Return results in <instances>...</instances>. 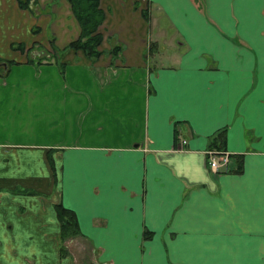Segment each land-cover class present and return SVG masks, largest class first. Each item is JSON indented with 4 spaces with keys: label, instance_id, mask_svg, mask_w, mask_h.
<instances>
[{
    "label": "crops",
    "instance_id": "0c3cea01",
    "mask_svg": "<svg viewBox=\"0 0 264 264\" xmlns=\"http://www.w3.org/2000/svg\"><path fill=\"white\" fill-rule=\"evenodd\" d=\"M98 7L0 0V264H264V0Z\"/></svg>",
    "mask_w": 264,
    "mask_h": 264
},
{
    "label": "trees",
    "instance_id": "16d2710c",
    "mask_svg": "<svg viewBox=\"0 0 264 264\" xmlns=\"http://www.w3.org/2000/svg\"><path fill=\"white\" fill-rule=\"evenodd\" d=\"M74 16L76 17L80 32L76 40L70 43L75 48H80L85 53L96 55L101 40V35L96 31L97 25L102 20L101 10L98 7V0H69ZM55 210L62 226L60 238L64 239L78 233L75 214L72 209L62 205L55 204Z\"/></svg>",
    "mask_w": 264,
    "mask_h": 264
},
{
    "label": "built area",
    "instance_id": "2783aa9c",
    "mask_svg": "<svg viewBox=\"0 0 264 264\" xmlns=\"http://www.w3.org/2000/svg\"><path fill=\"white\" fill-rule=\"evenodd\" d=\"M209 157V164L213 170H217L220 167H225L226 163L229 161V154L227 151H211Z\"/></svg>",
    "mask_w": 264,
    "mask_h": 264
},
{
    "label": "rangeland",
    "instance_id": "374dc122",
    "mask_svg": "<svg viewBox=\"0 0 264 264\" xmlns=\"http://www.w3.org/2000/svg\"><path fill=\"white\" fill-rule=\"evenodd\" d=\"M16 45H17V43H13V47H15ZM12 50H13V49H10V52H13ZM32 65H34V66H32ZM35 66H36V64H31V63H29V64L27 65V67H31V68H33V67H35ZM44 93L47 94L48 91L45 90Z\"/></svg>",
    "mask_w": 264,
    "mask_h": 264
}]
</instances>
